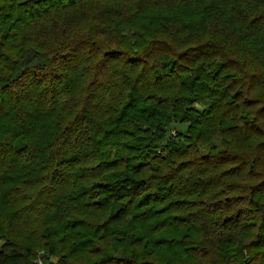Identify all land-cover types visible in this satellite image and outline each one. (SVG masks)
Segmentation results:
<instances>
[{
    "label": "trees",
    "instance_id": "16d2710c",
    "mask_svg": "<svg viewBox=\"0 0 264 264\" xmlns=\"http://www.w3.org/2000/svg\"><path fill=\"white\" fill-rule=\"evenodd\" d=\"M35 258L264 264V0H0V264Z\"/></svg>",
    "mask_w": 264,
    "mask_h": 264
},
{
    "label": "rangeland",
    "instance_id": "374dc122",
    "mask_svg": "<svg viewBox=\"0 0 264 264\" xmlns=\"http://www.w3.org/2000/svg\"><path fill=\"white\" fill-rule=\"evenodd\" d=\"M185 128H186V125H185V124H182V123H174V124L172 125V133L175 134L176 131H178V132L183 131V130H185ZM37 257H38V255H37ZM50 260H51L52 262H57L59 259H58L57 257H55V256H52V257L50 258ZM33 261H34L36 264H44L42 258H35Z\"/></svg>",
    "mask_w": 264,
    "mask_h": 264
}]
</instances>
